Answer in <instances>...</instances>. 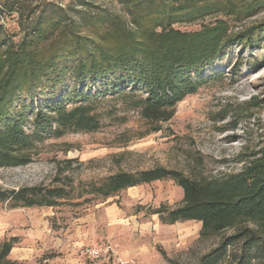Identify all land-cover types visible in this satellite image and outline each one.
Masks as SVG:
<instances>
[{
	"label": "trees",
	"instance_id": "trees-1",
	"mask_svg": "<svg viewBox=\"0 0 264 264\" xmlns=\"http://www.w3.org/2000/svg\"><path fill=\"white\" fill-rule=\"evenodd\" d=\"M113 1L132 26L113 12L78 10L68 17L62 10L37 13L21 6L23 0H6L0 6V16L27 13L18 40L0 23V167L27 163L24 152L47 135L97 129L96 109L108 97L135 98L134 106L144 119L169 120L178 102L220 75L205 71L228 42L220 21L190 32L173 25L219 10H253L264 4V0ZM84 27L90 34H82ZM251 157L242 170L220 181L203 182L158 167L119 172L97 191L107 198L128 187L171 179L182 189V205L165 212V223L200 222V239L234 229L196 264H264V148ZM64 195L60 188L24 186L1 190L0 203L54 206V199ZM15 241L12 237L0 244V264H17L8 259Z\"/></svg>",
	"mask_w": 264,
	"mask_h": 264
},
{
	"label": "rangeland",
	"instance_id": "rangeland-1",
	"mask_svg": "<svg viewBox=\"0 0 264 264\" xmlns=\"http://www.w3.org/2000/svg\"><path fill=\"white\" fill-rule=\"evenodd\" d=\"M5 1L0 0V6ZM23 1L21 6H29L37 13L62 10L68 17H74L78 10L89 14L113 12L132 26L113 0H82L85 5L78 0ZM26 15L0 16L4 28L16 33L14 40L20 37V24L26 21ZM218 21L225 24L228 42L205 73L212 70L220 75L178 102L169 120L144 119L134 106L135 98L108 97L96 109L97 129L47 135L24 152L27 163L0 167V191L36 185L65 192L54 199V206L0 203V244L16 238L8 259L17 264H92L81 258L77 249L94 244L93 240L58 245L57 239L65 235L72 238L81 226L90 237L91 229L81 220L112 196H119L114 199L119 203L121 192L134 198L122 207L163 224L154 233L163 239L166 257L173 262L165 260L168 264H196L223 235L233 232L228 228L200 239V222L164 223L165 212L182 205V189L171 179L125 188L107 198L97 191L107 178L119 172L158 167L177 170L203 182L220 181L242 170L248 158H253L251 154L264 148V4L253 10L206 13L173 26L190 32ZM85 28H81L82 34H90ZM247 36L250 40L243 43ZM41 232L49 239L40 238Z\"/></svg>",
	"mask_w": 264,
	"mask_h": 264
},
{
	"label": "crops",
	"instance_id": "crops-1",
	"mask_svg": "<svg viewBox=\"0 0 264 264\" xmlns=\"http://www.w3.org/2000/svg\"><path fill=\"white\" fill-rule=\"evenodd\" d=\"M133 187H128L127 189ZM128 194L131 195L130 192ZM120 195L121 201L119 203L114 201L119 196H112L103 203L96 205L92 213L81 220L82 222H87L88 229H91L90 237L84 233L86 228L84 227L82 230L81 226L78 230H75L72 238H68V235H65L63 238H58L57 241L60 243L58 245H66L67 243L79 245L89 240H93L94 244L97 243L96 240L98 242L104 241L119 256L123 258H134L136 264H168L162 254L163 251L168 256L165 250L166 247L162 244L163 239L155 237L154 233L155 230H160L163 224L155 220L156 218L154 217H145L140 212H130L128 208L122 207L125 202L129 200L133 201L134 198H130L126 194L124 195L123 192ZM83 233L85 234L84 238H82ZM39 235L40 238L49 239L48 234L41 232ZM80 247L81 245L78 249Z\"/></svg>",
	"mask_w": 264,
	"mask_h": 264
},
{
	"label": "built area",
	"instance_id": "built-area-1",
	"mask_svg": "<svg viewBox=\"0 0 264 264\" xmlns=\"http://www.w3.org/2000/svg\"><path fill=\"white\" fill-rule=\"evenodd\" d=\"M79 256L92 264H136L134 258H123L106 242L81 246Z\"/></svg>",
	"mask_w": 264,
	"mask_h": 264
}]
</instances>
